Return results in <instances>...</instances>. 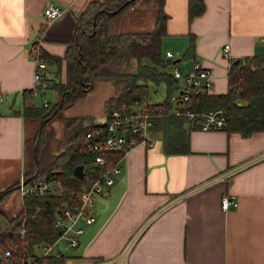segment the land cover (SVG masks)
<instances>
[{
  "label": "crops",
  "instance_id": "1",
  "mask_svg": "<svg viewBox=\"0 0 264 264\" xmlns=\"http://www.w3.org/2000/svg\"><path fill=\"white\" fill-rule=\"evenodd\" d=\"M90 1L0 0V191L23 173L22 91L33 85V45L62 56L76 16ZM50 2L63 12L47 20L44 8ZM203 2L204 11L189 20L188 0H164L162 52L177 55L172 62L183 73L200 62L213 74L211 93H224L230 58L263 53L264 0ZM190 36L194 51L183 57ZM225 43L230 57L221 54ZM114 89L112 80L97 81L66 116L105 117ZM184 128L188 152L165 153L155 125L152 147L138 145L121 157L119 174L96 196L94 221L80 222L83 232L75 246L55 251L61 264H264V131L243 136L188 122ZM224 194L237 205L222 209ZM130 240L128 254L120 258Z\"/></svg>",
  "mask_w": 264,
  "mask_h": 264
},
{
  "label": "trees",
  "instance_id": "2",
  "mask_svg": "<svg viewBox=\"0 0 264 264\" xmlns=\"http://www.w3.org/2000/svg\"><path fill=\"white\" fill-rule=\"evenodd\" d=\"M187 5L189 20L204 11L203 0H188ZM144 13L146 17H142ZM166 19L164 0H92L76 16L73 38L67 42L62 56L50 54L35 43L32 48L35 60L41 58L46 67L55 65L58 70L62 62L65 63V83L52 80L50 83L58 95L55 104L67 106L90 92L97 81L112 80L114 94L105 102V111H109L124 103L147 98L150 83L164 82L168 96L161 102L152 103L157 111L156 129L162 132L163 150L167 154L188 152V135L184 128L188 121L172 112V96L179 84L167 70L173 59L165 58L161 47ZM193 51L194 38L190 36L183 57H189ZM227 76L226 92H191L186 106L195 111L224 109L226 129L238 131L243 136L264 131V58L261 55L231 58ZM30 89L22 91L21 114L24 127L27 129L31 125L35 129L31 136H24L22 174L26 180L44 177L57 187L46 196L26 198L20 211L12 217L0 210V249L14 243L22 248L28 242L29 250L35 256L32 264H61L62 256H39L33 244H54L60 237L53 224L55 211L75 198L84 182L74 174V168L82 164L86 174H97L98 170L91 166L94 155L86 149L83 140L87 130L104 123H86L88 117H65L62 135L57 137L45 129V120L49 116L47 108L31 103ZM28 142L29 147L26 146ZM106 155L116 162L123 154L111 152ZM17 183L18 180L2 190L0 200L6 192L16 189ZM33 214L35 218H32ZM20 224L29 230L23 241L17 239L14 232Z\"/></svg>",
  "mask_w": 264,
  "mask_h": 264
},
{
  "label": "built area",
  "instance_id": "3",
  "mask_svg": "<svg viewBox=\"0 0 264 264\" xmlns=\"http://www.w3.org/2000/svg\"><path fill=\"white\" fill-rule=\"evenodd\" d=\"M63 8L52 2L44 8V15L47 20L60 16ZM264 45V37L260 38ZM229 44L225 43L221 47V53L225 57L229 55ZM167 57H173L171 51H166ZM264 58V50L261 55ZM46 62L39 58L33 72V85L29 94L42 98V104L47 105L48 100L45 91L48 87L47 73L45 72ZM171 74L178 81V93L172 96L174 107L172 112L176 116L184 117L188 123L201 130L225 129L227 126V115L222 108L195 111L186 106L190 93H209L213 88V74L200 62L195 61L190 70L183 73L178 66L172 65ZM182 79V81H180ZM182 91V92H180ZM3 95L0 92V102ZM149 98H143L130 104H122L114 108L99 125L87 130L84 136L86 149L94 155L92 168L97 169V174H86L84 166L83 185L78 190L75 198L63 203L56 211L53 220L54 227L64 236L71 246L78 243V235L83 232L80 222L86 224L94 221L95 217L91 213V208L95 203L96 196L102 195L113 183L114 176L119 174L121 167L118 162H113L106 153L119 152L125 155L138 145L152 147L154 145L153 132L155 128L156 108ZM122 155V156H123ZM54 183L44 177H36L26 180L21 174L17 183V191L22 202L29 197H43L54 189ZM237 200L227 194L221 198L222 209L236 206ZM35 218V214L32 215ZM15 236L19 240L27 239L29 230L24 224H20L14 229ZM59 239V238H58ZM57 239V240H58ZM56 240V241H57ZM55 241V242H56ZM54 242V243H55ZM54 244L37 242L33 244L35 252L39 256L46 254L60 255L52 251ZM132 246V240L123 247L120 258L125 257ZM34 254L29 250L28 242L20 248L18 245H10L0 249V264H32Z\"/></svg>",
  "mask_w": 264,
  "mask_h": 264
},
{
  "label": "rangeland",
  "instance_id": "4",
  "mask_svg": "<svg viewBox=\"0 0 264 264\" xmlns=\"http://www.w3.org/2000/svg\"><path fill=\"white\" fill-rule=\"evenodd\" d=\"M146 16L147 15L145 13L142 14V17H146ZM166 51L164 53L165 58L173 59L177 56V55H175V57H174V53L171 51L173 54V57H167ZM63 63H64V61L62 62V64ZM64 65H65V63H64ZM172 65H174V64H172ZM172 65L169 66L167 68V70L171 71ZM45 72L47 73V80H48V87H47V90L45 91V95L47 97L48 104L47 105L43 104V105L47 108L46 111L49 114V116L45 120V129L47 131L53 132V134H55L57 137H59L62 135V122H63L64 118L65 117H71V116H66L65 111L70 105L74 104L75 102L71 103L67 106H63V107H59L58 105L55 104V101L58 99V95H57V92L54 90L52 84H50V83H53L52 81H58L61 83H65V80H66L65 67L62 68V65H61V67L58 70L55 65H48V67H46V69H45ZM180 81H182V79H180ZM178 91H179V89H176L173 95L175 96L178 93ZM168 93L169 92H168L167 86L165 85L164 82H160L158 84L150 83L148 98L151 102H161L162 100H164L168 96ZM30 96L33 98L35 97V99H36L35 102L32 100L31 103H35V104H39V105L42 104V98L39 95H36V96L30 95ZM172 102H173V100H172ZM114 108H112L109 111H106L105 116L108 115ZM83 117H85V116H83ZM100 117L101 116H99V118ZM104 118L105 117H103L99 120L89 119V120H87L86 123H92L93 121H101ZM34 129H35V127H33L31 125L27 129L25 126V136L26 137L31 136L34 132ZM26 146L29 147V142ZM0 193H1V191H0ZM22 204H23V202H22L21 197L19 196L17 189H13V190L6 192L2 196V198L0 200V210H2L7 216L12 217L20 211ZM132 243H133V240H132ZM59 247L70 248L68 245L67 239L64 236H60L59 239L54 243V245L51 248H52V251L55 252Z\"/></svg>",
  "mask_w": 264,
  "mask_h": 264
},
{
  "label": "water",
  "instance_id": "5",
  "mask_svg": "<svg viewBox=\"0 0 264 264\" xmlns=\"http://www.w3.org/2000/svg\"><path fill=\"white\" fill-rule=\"evenodd\" d=\"M179 60V58L175 59L173 62H177ZM182 92V91H180ZM74 174L79 177V178H82L84 176V165L82 164H79L77 165L75 168H74ZM54 188L57 187L56 184H54L53 186Z\"/></svg>",
  "mask_w": 264,
  "mask_h": 264
}]
</instances>
